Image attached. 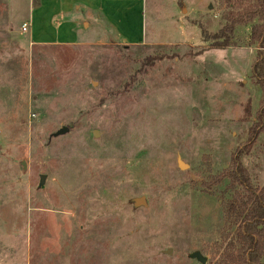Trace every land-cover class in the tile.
Segmentation results:
<instances>
[{"label": "rangeland", "instance_id": "1", "mask_svg": "<svg viewBox=\"0 0 264 264\" xmlns=\"http://www.w3.org/2000/svg\"><path fill=\"white\" fill-rule=\"evenodd\" d=\"M139 2L147 43L96 20L92 42L61 46L21 31L34 0H0V264H213L215 179L238 154L264 187V132L245 149L263 106L248 16L264 0ZM235 19L232 46L203 39Z\"/></svg>", "mask_w": 264, "mask_h": 264}, {"label": "trees", "instance_id": "2", "mask_svg": "<svg viewBox=\"0 0 264 264\" xmlns=\"http://www.w3.org/2000/svg\"><path fill=\"white\" fill-rule=\"evenodd\" d=\"M258 18L260 24L252 27L251 44L257 45L251 74L261 91L263 106L256 114V121L248 131L246 148L252 147L264 132V3L249 13L248 19ZM231 20L213 35L202 32L205 41L211 40L214 48L232 46L234 23ZM215 183H223L219 192L222 205L223 228L218 259L213 264H264V187L256 185L248 170L241 164L240 156L230 159V166Z\"/></svg>", "mask_w": 264, "mask_h": 264}, {"label": "crops", "instance_id": "3", "mask_svg": "<svg viewBox=\"0 0 264 264\" xmlns=\"http://www.w3.org/2000/svg\"><path fill=\"white\" fill-rule=\"evenodd\" d=\"M138 0H34L30 16L27 21L30 24L29 42L32 45H61L78 46L92 42L88 35L97 32L95 21L111 30L123 43L114 28L121 31L122 36L128 40L135 38L131 46L147 43L144 32V20L142 17L143 4ZM137 8L133 17L137 18L139 30L137 34L125 33V25L130 23V17L126 18V6ZM137 6V7H136ZM26 21V20H25ZM27 23V22H22ZM21 24V25H22ZM98 38V37H97ZM96 38V39H97Z\"/></svg>", "mask_w": 264, "mask_h": 264}, {"label": "water", "instance_id": "4", "mask_svg": "<svg viewBox=\"0 0 264 264\" xmlns=\"http://www.w3.org/2000/svg\"><path fill=\"white\" fill-rule=\"evenodd\" d=\"M68 132V129L67 128H62L60 130H58L53 136L54 137H57V136H60L62 134H65ZM177 166L180 170H184V168H187L188 166L183 164L181 161H178L177 162ZM44 179H45V176L44 175H41L40 176V186L43 184L44 182ZM135 204L136 205H142V206H145V199L144 198H140V199H137L135 201ZM190 258L193 259V260H196L198 263L200 264H206L207 260L204 256H202L199 252H193L191 255H190Z\"/></svg>", "mask_w": 264, "mask_h": 264}, {"label": "built area", "instance_id": "5", "mask_svg": "<svg viewBox=\"0 0 264 264\" xmlns=\"http://www.w3.org/2000/svg\"><path fill=\"white\" fill-rule=\"evenodd\" d=\"M29 28H30V24H29V22H27V23H23V24L21 25V31H22V32H26L27 29H29Z\"/></svg>", "mask_w": 264, "mask_h": 264}]
</instances>
